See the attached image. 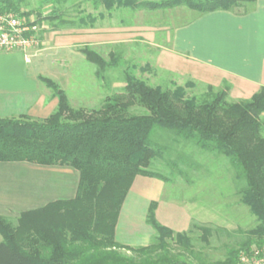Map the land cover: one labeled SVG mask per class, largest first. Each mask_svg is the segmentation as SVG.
Returning a JSON list of instances; mask_svg holds the SVG:
<instances>
[{
  "label": "trees",
  "instance_id": "trees-1",
  "mask_svg": "<svg viewBox=\"0 0 264 264\" xmlns=\"http://www.w3.org/2000/svg\"><path fill=\"white\" fill-rule=\"evenodd\" d=\"M23 0H0V13L21 17ZM256 0H94L96 8L133 11L168 10L180 6L200 14L230 11ZM58 17L56 15L52 16ZM87 25L85 19H81ZM76 27V22L63 21ZM80 52L100 70L118 67V59L107 61L89 47ZM39 81L58 99L54 113L44 120L28 116L0 118V162H27L41 166L70 167L79 173L75 198L60 200L24 212L16 224L0 216V264H190L171 254V243L193 251L189 232H175L156 216L157 202L147 211L146 222L154 231L153 243L132 247L116 240L124 203L137 177L169 183L163 173L150 170L161 161L172 172H182L170 156L169 146H151L156 129L169 131L192 142L197 148L225 156L237 178L246 186L241 202L256 216L259 224L245 232L247 241L230 250L224 261L239 264L241 256H252L251 246L264 244V88L250 100L229 102L228 90L208 92L198 103L187 97L185 89L174 91L149 86L130 69L125 70L122 93L108 97L98 109L71 106L66 92L54 80L40 76ZM141 107L143 114L132 113ZM168 160V161H167ZM186 163L179 156L178 162ZM180 162V163H181ZM175 169V170H174ZM200 241L210 243L212 231L193 226ZM123 252L131 253V256Z\"/></svg>",
  "mask_w": 264,
  "mask_h": 264
},
{
  "label": "rangeland",
  "instance_id": "rangeland-1",
  "mask_svg": "<svg viewBox=\"0 0 264 264\" xmlns=\"http://www.w3.org/2000/svg\"><path fill=\"white\" fill-rule=\"evenodd\" d=\"M20 11L30 14L29 17H20L27 26L34 28L40 43L39 49L31 56L34 58L32 71L60 85L75 109H98L108 97L122 93L126 86L125 70L128 68L149 86L170 91L182 87L187 97H195L198 103L206 100L208 92L219 91L208 90L203 84L191 82L167 68L174 29L192 20L193 16L201 15L187 7L159 11L125 8L106 11L103 6L96 8L93 0H23ZM53 15L58 17L53 18ZM81 19H85L87 25ZM63 21L78 25L74 28L64 26ZM72 35L74 45H69ZM86 40L94 42L77 44ZM85 46L107 61L113 57L118 59V67L100 70L80 52ZM41 84V90L46 88L52 92ZM228 101L232 100L228 98ZM132 113L147 111L137 107ZM150 144L155 148L169 146L170 156H166V152L165 158L177 161L182 175L172 172L164 162L153 161L150 170L169 176L170 182L161 189L154 180L138 178L142 181V191L136 190V187L131 189L120 214L116 240L132 247L150 245L154 240V231L145 218L149 205L157 202L168 218V204L175 201L192 217L188 232L194 249L188 251L171 243V254L190 264L224 261L230 250L239 249L247 241L245 232L259 224L256 216L241 202L245 182L237 178L235 169L225 156L203 151L169 131L156 129ZM179 156L184 157L186 163L178 162ZM144 192L155 194L154 199L150 200ZM18 218L19 215H15L8 219L16 224ZM193 226L211 229L208 245L200 241L201 233ZM134 236L137 238L134 239ZM257 247V244L251 246L252 254ZM123 253L131 256L129 252Z\"/></svg>",
  "mask_w": 264,
  "mask_h": 264
},
{
  "label": "crops",
  "instance_id": "crops-1",
  "mask_svg": "<svg viewBox=\"0 0 264 264\" xmlns=\"http://www.w3.org/2000/svg\"><path fill=\"white\" fill-rule=\"evenodd\" d=\"M68 42L74 45V35ZM31 59L27 61L22 52L0 51V118L28 116L44 120L57 109L58 99L46 88L41 90L39 77L43 75L32 71L34 58ZM167 68L191 82L203 84L208 90L227 88L231 102L250 100L264 88V0L230 11L193 16L175 28ZM261 120L264 124V114ZM138 178L154 180L161 189L165 185L156 179L137 177L133 187L138 191H142V181ZM78 184L79 173L70 167L0 162V216L20 217L50 203L71 200L77 194ZM144 195H149L150 200L155 197L145 192ZM167 210L168 218L161 207L156 211L161 224L175 232L190 229L192 217L178 203L170 201ZM2 240L0 235V243Z\"/></svg>",
  "mask_w": 264,
  "mask_h": 264
},
{
  "label": "built area",
  "instance_id": "built-area-1",
  "mask_svg": "<svg viewBox=\"0 0 264 264\" xmlns=\"http://www.w3.org/2000/svg\"><path fill=\"white\" fill-rule=\"evenodd\" d=\"M40 47L34 28L27 26L15 13H0V51L22 52L27 61ZM264 248L253 251L251 257L242 255L239 264H264ZM260 256V257H259Z\"/></svg>",
  "mask_w": 264,
  "mask_h": 264
}]
</instances>
